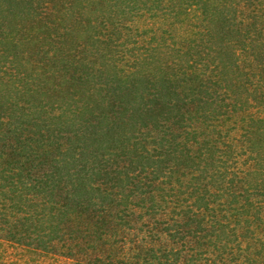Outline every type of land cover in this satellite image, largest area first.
<instances>
[{"label": "rangeland", "instance_id": "374dc122", "mask_svg": "<svg viewBox=\"0 0 264 264\" xmlns=\"http://www.w3.org/2000/svg\"><path fill=\"white\" fill-rule=\"evenodd\" d=\"M153 1L0 0V264H264V15Z\"/></svg>", "mask_w": 264, "mask_h": 264}, {"label": "trees", "instance_id": "16d2710c", "mask_svg": "<svg viewBox=\"0 0 264 264\" xmlns=\"http://www.w3.org/2000/svg\"><path fill=\"white\" fill-rule=\"evenodd\" d=\"M166 1L167 0H154L153 2L156 5H162ZM175 2H177V0ZM245 2L247 3V6L248 7H251L250 10H249V15L251 17L260 18L262 15H264V13L261 12V11L264 10V4H262V3L261 4L254 3V2H257V0H248V1H245ZM261 5H262V7H261ZM196 34L197 33H195L194 35H196ZM262 112H263V115H264V111H262ZM262 112H260V113H262ZM263 118H264L263 116H260L257 119H263ZM189 134H191L192 137H193V136L196 135V131L193 129V130L190 131ZM234 139L235 138L230 139V142L234 141ZM235 158H239V155H237ZM239 160H240V158H239ZM246 161H247V159L246 160L244 159V160H242L241 163L238 164V159H236V160L234 159V164L235 165L233 166L234 171H233L232 174L238 177L240 174L243 175L244 173H246L247 172V169L249 167V166H247L248 163ZM237 164L239 165L238 167H236ZM244 188H243V190H244ZM73 192H74V190H73ZM258 194L259 193H257V195ZM236 195L233 194V198L234 197L241 196V194H238L237 196ZM258 196H260V194ZM261 196L264 197V195H261ZM233 200H235V199H233ZM175 201L177 203V200H175ZM172 202L174 203V201H172ZM250 207L254 209V211H253V213H254V220H256L255 222L257 223V225H253L251 229H247L246 228V230H245V233L246 234L243 235V236L245 238H249L251 241H253V243H251L248 247L243 248V251L246 252L248 250V248H250V247L255 248L256 247V244L258 243L259 244V250L256 253H254V255L258 256L260 254V252H262L264 250V237H263L264 234H262V232L260 230H258V227L259 226H261V228H264V226H263V224H264V216H263V220H262V218L259 217V215H258L259 212L264 211V199H261V198L260 199H257L255 203L254 202L250 203ZM241 208H242V206H237V208H235V210H236V213L235 214L237 216H240L241 213H238L239 212L238 209H241ZM13 209L15 210V212L12 211ZM19 211H22V210L19 209L18 206H11L10 207V206H7V204H5V203L2 202L0 204V220H1V222H3L4 224H6V223L8 224V221L10 222V218H12V216H14L13 214L18 213ZM176 215H178V213H176ZM30 216H28L27 214H25V217H22L21 219L22 220H27L28 218H30ZM6 217H8V218H6ZM15 221H17L16 218L12 220V223L15 222ZM236 222H237V224L240 223L239 220H237ZM245 222H246V220H243L242 221V223H245ZM159 223L161 224V222H159ZM247 224H249V223H247ZM209 225H211V224H209ZM151 231H147V232H149V235H147V236L148 237H151V238L153 237L154 240H158L159 239L158 237H156L155 235H151L150 234ZM180 239H181V245H183L184 242H183L182 237H179L178 238V240H180ZM141 240H143V239H140V241ZM10 243L13 244V245H15V246L19 245V246L25 247V245L22 244V242L20 241V235H18L16 233V231H10V229H8V228H7V230H6V228L5 229L4 228H0V245H2L3 248H7L10 245ZM181 248L182 249H180V250H183V246H181ZM180 250L178 251V254L180 252H182ZM39 252L42 253V255L44 256V255H48L49 250L48 249H45V250H43V249L41 250L40 249ZM162 252L163 253L160 256H164V258H167L168 255L171 254V251H168L166 253V250L165 249H163ZM59 256H63L64 259L72 260L74 262V264H90L89 262H86L85 259L80 258V257H77L76 254L72 255L71 253H64V254H60ZM69 256H72V257H69ZM240 258L241 259L242 258L244 259V256L241 255V257H240L238 255L237 258L235 259V261L240 260ZM47 259H49V258H47ZM224 260L225 259L222 258L221 259V262L224 261ZM206 261H208L209 264H216L215 258H213V259H208L207 258ZM229 261L233 262V259L231 260V258H230ZM242 263H244L243 260L239 262V264H242ZM102 264H110V262L108 261L107 263H102ZM159 264H163V263H159Z\"/></svg>", "mask_w": 264, "mask_h": 264}]
</instances>
